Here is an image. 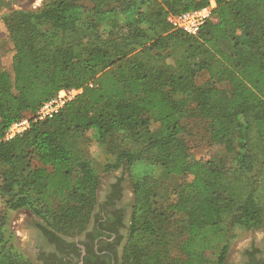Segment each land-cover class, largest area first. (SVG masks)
<instances>
[{
  "label": "trees",
  "instance_id": "obj_1",
  "mask_svg": "<svg viewBox=\"0 0 264 264\" xmlns=\"http://www.w3.org/2000/svg\"><path fill=\"white\" fill-rule=\"evenodd\" d=\"M215 1L197 34L173 29L168 16L210 0H93L92 8L50 0L11 12L12 73L0 63V264H39L15 245L9 209H29L52 235L86 229L100 186L83 149L90 130L109 142L161 126L107 165L126 163L142 175L133 183L124 264H226L231 228L264 223V0ZM109 13L112 23L98 22ZM199 73L208 76L203 85ZM73 87L83 92L54 117H32ZM190 114L236 153L235 166L192 153L183 122ZM26 116L30 127L6 139ZM33 159L39 165L27 173ZM158 168L186 177L165 209L154 202Z\"/></svg>",
  "mask_w": 264,
  "mask_h": 264
},
{
  "label": "rangeland",
  "instance_id": "obj_2",
  "mask_svg": "<svg viewBox=\"0 0 264 264\" xmlns=\"http://www.w3.org/2000/svg\"><path fill=\"white\" fill-rule=\"evenodd\" d=\"M46 1L50 0H0V63L3 68L8 70L10 73H12V56L14 54V48L11 38L9 37L6 20L11 16V12L13 11H35ZM78 1L89 8L94 6L93 0ZM117 6L118 4H113L109 8L114 9ZM113 21L114 13H109L98 20V22L101 23H112ZM223 46L227 49H231V43L229 41H225ZM207 80L208 76L205 73H199L196 78L198 85L205 84ZM217 84L221 88L227 87L226 82H218ZM183 122L187 125L189 132L186 140L195 156L210 158L221 166H235L236 153L227 151L224 145L215 143L212 140L211 134L207 129L206 122L203 119L197 115L190 114L183 119ZM160 131L161 126L159 123H154L149 127L139 129L134 136L127 137L124 132L115 133L109 142H100L93 130L87 132L83 141V149L86 157L90 158L100 175V186L98 190L99 202L102 200L101 197L103 196L107 183L118 179L123 182L130 201L134 202L133 183L142 176L141 173L134 172L133 170L136 168L131 169L126 163H122L118 167L112 169H107V165L115 161L116 152L118 153L123 149L135 150L147 143L151 137H154ZM30 164L31 167L28 168L27 173L30 172L32 168L38 166L39 161L37 159H33ZM156 178V195L154 197V202L158 206L165 209L174 199V194L177 191L178 186L186 179V177L166 175L161 168H158L156 170ZM96 207L97 205L95 206V209ZM93 214L90 217L87 226L91 222ZM38 224L45 225L44 219L35 215L29 209L24 208L20 210H7V227L14 233V243L29 258L32 257L29 254L30 251L26 249V245L29 244ZM87 226L85 228H87ZM59 231H61L64 236L74 238L79 237L85 230L78 234L77 230L64 226ZM263 237L264 223L254 229H246L239 226L232 227L227 260L238 258L242 249L248 246L250 242L255 240L258 243ZM124 248L121 256L122 264H124Z\"/></svg>",
  "mask_w": 264,
  "mask_h": 264
},
{
  "label": "flooded vegetation",
  "instance_id": "obj_3",
  "mask_svg": "<svg viewBox=\"0 0 264 264\" xmlns=\"http://www.w3.org/2000/svg\"><path fill=\"white\" fill-rule=\"evenodd\" d=\"M93 218L79 237L52 235L38 224L26 249L39 264H122L134 202L118 179L105 186ZM226 264H264V237L253 240Z\"/></svg>",
  "mask_w": 264,
  "mask_h": 264
},
{
  "label": "built area",
  "instance_id": "obj_4",
  "mask_svg": "<svg viewBox=\"0 0 264 264\" xmlns=\"http://www.w3.org/2000/svg\"><path fill=\"white\" fill-rule=\"evenodd\" d=\"M216 6L215 0L202 8L185 11L180 14H170L168 21L173 29H181L188 34H197L201 27L212 18L213 9ZM92 86L93 84L90 83ZM83 92V87L64 88L57 92L52 98L47 100L32 116L35 120H45L54 117L64 106L73 100L77 95ZM31 118L24 117L21 120L10 125L6 132V139H10L19 133H22L30 127Z\"/></svg>",
  "mask_w": 264,
  "mask_h": 264
},
{
  "label": "water",
  "instance_id": "obj_5",
  "mask_svg": "<svg viewBox=\"0 0 264 264\" xmlns=\"http://www.w3.org/2000/svg\"><path fill=\"white\" fill-rule=\"evenodd\" d=\"M80 264H84L83 262H81Z\"/></svg>",
  "mask_w": 264,
  "mask_h": 264
}]
</instances>
